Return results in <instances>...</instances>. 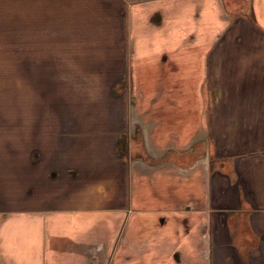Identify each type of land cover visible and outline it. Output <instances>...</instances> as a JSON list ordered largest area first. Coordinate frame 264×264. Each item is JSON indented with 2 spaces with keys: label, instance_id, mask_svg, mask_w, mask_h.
Segmentation results:
<instances>
[{
  "label": "crops",
  "instance_id": "obj_1",
  "mask_svg": "<svg viewBox=\"0 0 264 264\" xmlns=\"http://www.w3.org/2000/svg\"><path fill=\"white\" fill-rule=\"evenodd\" d=\"M0 264H264V0H0Z\"/></svg>",
  "mask_w": 264,
  "mask_h": 264
}]
</instances>
